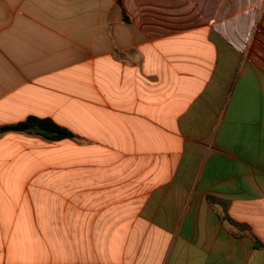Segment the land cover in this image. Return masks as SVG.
Segmentation results:
<instances>
[{"label": "crops", "instance_id": "obj_1", "mask_svg": "<svg viewBox=\"0 0 264 264\" xmlns=\"http://www.w3.org/2000/svg\"><path fill=\"white\" fill-rule=\"evenodd\" d=\"M29 117L74 138L0 131V264H264V0H0Z\"/></svg>", "mask_w": 264, "mask_h": 264}, {"label": "trees", "instance_id": "obj_2", "mask_svg": "<svg viewBox=\"0 0 264 264\" xmlns=\"http://www.w3.org/2000/svg\"><path fill=\"white\" fill-rule=\"evenodd\" d=\"M118 4L122 7V0H118ZM125 18L127 19L126 15ZM9 130L36 132L37 134L52 141H61L74 138L72 133L62 128L51 119H42L39 117H29L25 122L16 126L0 128V131ZM256 244L257 246H260V243L257 241Z\"/></svg>", "mask_w": 264, "mask_h": 264}]
</instances>
